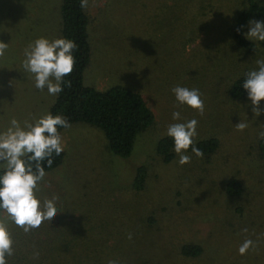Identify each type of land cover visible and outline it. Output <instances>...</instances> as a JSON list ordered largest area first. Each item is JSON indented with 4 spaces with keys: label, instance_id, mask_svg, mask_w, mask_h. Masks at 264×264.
<instances>
[{
    "label": "rangeland",
    "instance_id": "rangeland-1",
    "mask_svg": "<svg viewBox=\"0 0 264 264\" xmlns=\"http://www.w3.org/2000/svg\"><path fill=\"white\" fill-rule=\"evenodd\" d=\"M5 1L0 0V41L8 43L0 57V132L13 118L23 127L25 121L34 124L49 113L57 95L35 87L34 75L23 68L24 50L41 37L59 39L61 28V0ZM149 1H87L92 56L84 82L99 91L124 85L140 93L156 116L155 125L138 137L127 159L113 155L96 128L77 124L65 130L63 164L45 176L35 193L41 203L58 197L57 216L25 233L0 212L13 240L7 264H264V158L251 164L248 146L264 131V114L254 118L249 102L224 105L218 87L224 81L222 71L216 67L202 72L201 64L189 68L193 61L186 58L199 41L186 44L187 16L179 28L176 8H148L144 2ZM185 3L188 15L201 13V0ZM227 54L234 68L235 57ZM176 86L198 89L204 113L219 108L227 119L225 128L217 126L214 117L197 120L194 139L216 134L223 142L209 159L186 152L191 162L180 165L175 153L165 164L157 153L168 126L187 122L182 113L200 116L178 104L172 92ZM177 111L180 119L174 120ZM240 121L248 124L243 131L235 127ZM141 166L148 176L144 189L138 190L135 179ZM257 168L263 174L258 184L253 180ZM235 178L249 195L227 194L226 184ZM246 239L253 240L255 248L240 255ZM188 245H201L204 254L183 257L181 249Z\"/></svg>",
    "mask_w": 264,
    "mask_h": 264
},
{
    "label": "trees",
    "instance_id": "trees-1",
    "mask_svg": "<svg viewBox=\"0 0 264 264\" xmlns=\"http://www.w3.org/2000/svg\"><path fill=\"white\" fill-rule=\"evenodd\" d=\"M211 1L201 0V13L197 15L186 13L188 8L185 6V0H150L144 2V5L148 8L152 5L153 8L159 10L176 8L175 19L178 20L179 28H181L182 18L187 16L190 24L185 26H189L190 33L186 37V44L199 41L198 48H195L192 51L193 54L186 58H191L193 61L189 68L192 64L198 67L201 64L202 72H212L216 67L220 69L224 81L218 87L222 91L224 105L239 107L245 102L251 103L246 90L243 89L246 74L258 68L256 60L264 59V41H250L245 37L249 20H264V0ZM44 2L45 0H40L41 4ZM208 9L213 10L207 12ZM59 17L61 20L60 38L72 40L78 47L72 53L75 58L73 72L70 76L64 77V81H71V85L62 83L63 90L57 95L49 113L53 116L65 117L71 127L85 124L102 131L111 153L119 158L127 159L133 154L138 137L155 125L156 116L144 97L127 86L115 85L106 91H99L85 84L84 74L90 65L92 56L91 17L87 6L82 8L81 0H61ZM183 36L185 37V34ZM229 52L235 57L234 68L233 58L228 57V54L226 56ZM172 56L179 61V55L177 56L175 52ZM189 71L193 72V70ZM260 107L264 109V100L260 102ZM220 113L219 108L210 107L203 116H191L184 112L181 117L185 119L184 122L192 120V117H198L196 120L201 121H209L214 117L215 124L225 128L227 119L224 118V113L221 115ZM262 113L264 114V111ZM65 130L67 129L58 127L60 135ZM251 141H253L252 144L248 146L252 150V156H249L253 158L251 161L253 164L260 158H264V139H261L257 132ZM222 144V140L216 134L205 139H194V146L199 148L203 152V157L207 159L214 156ZM187 152H192L191 147ZM157 153L165 164H170L175 158L173 138L165 136L160 139L157 144ZM64 157L63 152L59 156L53 153L51 167L47 166V161L44 162L45 172L48 174L61 167ZM259 170L257 168L253 175L256 184L259 183L258 178L263 176ZM3 173L4 169H1L0 175ZM147 176L146 167H139L135 179V187L138 190L144 189ZM226 188L229 196L249 195L246 185L236 178L229 180ZM142 241L147 242L148 240ZM137 244L138 242L134 243L131 248H137ZM181 254L185 258H197L204 254V249L201 245L183 246Z\"/></svg>",
    "mask_w": 264,
    "mask_h": 264
},
{
    "label": "clouds",
    "instance_id": "clouds-1",
    "mask_svg": "<svg viewBox=\"0 0 264 264\" xmlns=\"http://www.w3.org/2000/svg\"><path fill=\"white\" fill-rule=\"evenodd\" d=\"M86 6L87 0H81V7ZM248 28L246 39L264 41V20L251 19ZM77 47L74 41L64 38L50 42L41 37L29 44L24 50L26 59L23 68L34 75L35 87L41 91L46 87L49 95L56 96L63 90L62 83L70 86L71 81H64V77L73 72L75 58L72 53ZM7 48L8 43L0 41V57L4 56ZM255 63L258 68L249 71L243 83L254 118L264 111L260 107V102L264 100V59H258ZM172 92L179 105H187L203 116L204 101L198 89L176 86ZM173 119L179 120L180 112H173ZM10 124L6 131L0 132V165L4 167V173L0 175V210L7 220L29 233L39 229L44 221L51 222L57 216L58 197L44 199L41 203L35 193L41 190L40 184L47 175L44 162L47 161V166L51 167L53 153L59 156L64 150L58 127L68 129L71 125L65 117L50 113L40 117L34 124L25 121L21 127L15 118ZM197 125L198 121L192 119L168 126L167 135L174 140V151L179 156L180 165L191 162V157L185 154L190 147L198 158L203 157V152L194 146ZM235 127L237 131H243L248 124L240 121ZM259 136L264 139V131ZM243 231L248 230L245 228ZM12 245L7 224L0 219V264H7L6 256L13 255ZM250 248H255L254 241L246 239L239 247V254H247ZM109 264L116 262L109 261Z\"/></svg>",
    "mask_w": 264,
    "mask_h": 264
}]
</instances>
